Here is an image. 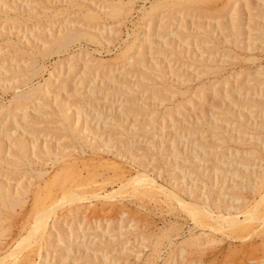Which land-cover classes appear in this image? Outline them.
I'll use <instances>...</instances> for the list:
<instances>
[{
	"label": "rangeland",
	"instance_id": "1",
	"mask_svg": "<svg viewBox=\"0 0 264 264\" xmlns=\"http://www.w3.org/2000/svg\"><path fill=\"white\" fill-rule=\"evenodd\" d=\"M67 1L68 0H0V142H1L0 146L3 148V149L1 148L2 149L1 153H3L2 156L3 157L5 156V158H6V156L8 158L14 157L12 160L18 159L17 155L19 153L21 155V152L17 151V150H19V149H17L18 147H16L15 145H12L13 142L15 143V140H16V138H18V136H20L19 138L24 139V142L27 145V148H29V149H27L28 150L27 153L30 156H33V153H35L34 152L35 150L33 151L31 146L36 144V143H37L36 146L39 145L40 147L41 146L43 147L44 143L46 142V143L51 144L54 147L56 146V148L57 147L59 148L61 146H63V147L75 146L76 148H78V144H76L77 139L75 140V138L65 136L63 134V133H65L64 130L61 131V129H60L61 128L60 125H62L61 117L58 114V111H56V110H58L59 105L62 104L63 106L65 105L66 107H69L72 111L74 110L76 112L77 110L75 108H77V106H79V104L77 105L78 102H76V101L77 100L79 101L81 99V98L79 99V96H81V97H82V95L85 96L84 94L88 95L89 92H90V96L92 97L91 99L93 101L92 104H90L91 100L88 99L90 101L83 104V106H85L84 109L88 112V116H87V118L85 117L83 119V116H84L83 115L81 117V121H80V125L85 127L86 122H87L86 120H88L89 126H90V132L92 131L90 134V137H92L94 135V137H92V138H94V140H93V142L90 143V144H92V146L90 147L89 144H87V145L85 144L86 146H84V147L85 148L87 147V148L84 149V152H85L84 154L82 153V155L80 157L76 158V160L71 159L72 161L66 160L64 163H52L54 165H52L50 160L47 159V157L43 156L41 153H37V155L38 154L39 155L37 157L35 156V158L38 159L36 161V168L37 167L45 168L46 171H48V173H46V174L44 173V176L46 175L45 176L46 178L43 176L42 178L34 177V179H33V177H32V179L34 181V186L37 188L36 184L39 183L38 189H41V191L44 190V188L46 186L45 184H47V187L49 186L48 184H49V182H51V178H53V180L56 179V176L58 175L57 173H59L58 176L61 177V176H63V173L66 174L65 173L66 171H67V174H70L71 172L75 173V171H79V173L82 174L80 177L78 176L79 180L81 179V181L82 180L86 181L87 179L91 178L90 175L93 177L97 176L98 174L102 175V176L98 175V181L96 179V184L98 183V185L100 186L99 188L98 187L95 188V186H97V185L93 186V184H95V182H92L94 180L93 177H92L93 180L89 179L90 181L89 180L87 181L92 188H88L90 186L85 181L84 182L82 181L83 184H85V185L80 184L83 187L87 186L86 190H88V189L91 190L94 188H95V190H98L97 194H99V197L97 199H94L96 197L93 198L91 196L86 197V199L84 198L85 199V200L83 199L84 201L82 200L81 202H77L80 204L79 209L77 207H74V209L76 208V210L72 209L71 213H68V211L66 209H63V211H61L62 209L59 210L60 212L58 213V216H60L61 214L62 215H61V217H59L60 219L57 218L55 220V223L56 224L58 223L56 225L58 227V229L60 228L61 230H64V237H65V243L64 244L65 245H62L63 243L56 245L55 250H52V254H51L52 257L51 256H47V258H46V256L43 257L44 255H46L45 252L43 251L42 252L43 256L41 258V261H43V262L40 264L46 263L47 259H50L49 262H51L52 264H86L85 262L91 258L88 256H92V254L96 253V252H97L96 254H99V252L102 253L103 251H105V254L108 256V262L106 261V264H110V262H111L110 260H112L113 258L115 260L113 259L112 261H114L115 264L116 263L117 264H164V262H165V264H167L168 263L167 261H169V259H171L169 262L170 264L173 262H174V264H264V249H263L264 247L261 248V246H260L262 243H264V242H262V241H264V231H260V232H262V234L257 235V233H260L259 232L260 229H258V228L253 229V230H256L258 232H256V231L253 232L252 230L245 232V234H248L249 232H250V234H248L247 238H246L245 234H244V237L240 236L242 239L241 240L235 234L226 233V232L223 233L220 230H218L216 227L203 226V225L197 224L195 222V220L192 218V216H189L190 215L189 213L187 214L188 211L186 209H184V207L181 206L178 201H176L175 199L167 198V196H165V194H163V193L160 194V196H159L160 198L159 197H151V196L149 197V195L147 196V194H145V196H143L144 194L143 195L137 194V193H134V191L130 190V189H132L130 185H126L128 187L123 188V189L127 188V190L129 192L126 189H125V192L124 191L122 192V190H121V193H120V191L117 192V189H119V187H121L124 179L130 175L129 173H132V171H134V169L141 167V165H139L137 162H134L136 165H134V163H132L133 161H131V158H129V157H132L133 155H137L140 157L142 156V158L144 156V159L141 158L142 159L141 161L144 164H145V162H147L145 165H149L151 167V168H149V166L147 167V168H149V170L150 169H153V171L156 170L155 173L157 171L159 172V170H160V173L158 174L159 178H157V175H156V179L160 183H164L166 185H170V182L172 181L171 180L172 176H176L180 180H182V178L184 179L183 176H186L185 177L186 181L191 182L192 178L194 177V174H190L192 169L193 170L196 169L198 171L200 169H202L204 172L206 171V173L207 172L210 173V171H211V174L213 173L212 171L214 170L215 167H220L222 169H225V170L228 169L229 171H231L233 169H236V166L239 164L240 161L249 162V163H251V166L256 165V167H257V165H261L264 168V151H263L264 150V148H263V146H264V128L262 130V128L259 127V125L261 123H263V121H264V113H261L262 108L261 109L255 108V107L250 108L249 106L248 107L245 106V108H246L245 109L242 106V104H244V101H242V100H244L245 97H250V98L251 97H253V98L254 97H256V98L260 97V98L264 99V40H263L264 36H262V35H264V28H263L264 27V18H263L264 17V0H206L203 3L201 2L202 4L200 2L195 4V5H198L200 3L201 5L199 4L198 6H200V8L203 7L202 10H200V8H196L194 6L193 8H187L188 12H187V9L181 11V9H180L181 6L175 5L174 9H172L170 13H172V16H174V18H175L174 20L176 22H174V20L171 21V18H167V17H164L165 22L162 20L164 23L160 22L161 21L160 16L158 14H156L158 17L155 16V18L152 19L150 21V23L148 22L151 25H149L146 22L148 20L147 19L148 17L143 16L144 17V19H143L141 14H142L143 7H145V6L148 7L153 0H122L126 4V6H125L126 8H125L124 12L120 16H117V17H110L103 12V9L101 10V8H104L105 6H107L106 5L107 0H77V1L75 0L73 2H71V0L68 2ZM113 1H116V0H113ZM224 1H226L228 3H225ZM76 2L83 3V4H85V6H89L98 12L99 17L96 20L95 19L91 20L90 21L91 25L96 26V24H98L97 27H101L102 24H106V26L112 28V31L115 32V33L113 32V34H112V31L110 32V34H112V36L108 35L109 31L107 32V30H106L108 27L105 28V30H104V32L106 34L102 33V35H103L102 37L104 38L106 36L105 37L106 41L110 40V43H107L106 41L104 43L102 37H100V38H102V42H100L101 39L98 42V41L91 40V39L88 40V38L82 37V39L84 38L83 40L80 38L78 41L75 40L76 42H72L73 44L72 43L69 44L70 46L69 45L67 46L68 47V48H66L67 50L63 49L62 51L61 50H59L57 52L54 51L55 53L51 52L52 55H50L51 53H49L48 55L46 54L47 55L46 57H45V55L43 56L42 54H39V50L35 49L36 45H40V42H36L37 40L34 39L36 36V32H37V34H38V31L39 32H41V31L46 32V31L50 30L51 28L53 30L54 29L56 30L57 28H59V26L64 25V23H67L68 21L74 22L77 19L76 17L78 16V6H76V4H75ZM92 4H94V5H92ZM220 4L223 7H221ZM222 4H224V5H222ZM96 5H97V7H96ZM225 5H228V6H225ZM178 6H179V8H176ZM232 6H234V7H232ZM46 7H50V8L52 7V8L50 9V8H46ZM205 8L207 11L205 10ZM213 8L217 11H214ZM208 9H210L211 11L208 12L209 11ZM220 9H221V11H220ZM231 9L233 10V12L230 11ZM234 9L236 10V13L238 11L237 15L235 14V16H237V18L236 17L235 18L239 19L240 25L241 24L243 25V26L241 25L240 29L238 30V31H240V30L241 31L239 32L240 36H239V34L237 36L239 39L236 37V40L238 39L237 42L234 41V39H233L235 36L232 37V34H230L231 29H229V28L222 29L216 23L217 21H219L221 16H223V18H224L225 15H226V17L224 19H222V17H221L220 20L222 22H224L225 24H226V22H229L230 20H228V19H231L232 15H234L233 14L235 12ZM56 10H58V11H56ZM164 10H166V11H164ZM176 10H178V13L180 15H181L180 11L182 12V15H181L182 17L176 13ZM192 10H194V11L192 12ZM158 11H160V12L162 11L161 12L162 14L159 12L162 16L168 12V9L166 7H164V9L160 8ZM163 11H164V13L165 12L166 13L164 14ZM197 15L201 18H198V17L196 18ZM14 17L19 21L17 22V20ZM78 18H79V16H78ZM204 18H206V20ZM203 19L205 22L208 21V22H206V24H208L209 27L205 24ZM14 20H15V22H14ZM157 20H159L158 23H157ZM179 20H180V22H179ZM193 20H194V22H193ZM195 20H197L199 23L198 22L195 23L196 22ZM166 21H167V23H166ZM257 22L260 23V24L258 23L257 26H259L260 28L261 27L263 28V29L261 28L262 29L261 31H263V34H261L262 32L259 33L260 30L258 31L257 26H256ZM84 23L88 24V22H86V21H84ZM162 23L164 25L163 27H162ZM168 24H170L171 27H169ZM198 24L200 27H202L201 26L202 24H203V27L206 26L207 30L209 29L211 31V33L210 32L208 33V35L209 34L210 35L209 36L205 35L206 36L205 37L202 34V36L200 37L199 32L201 31L200 34L203 33L204 29L206 30V28L205 27L203 29L199 28ZM216 24H217V26H216ZM179 25H182V27L179 28ZM183 25L185 27H183ZM196 25L198 28L196 27ZM143 26H144V28H143ZM161 27H162V29H161ZM188 28L190 30L192 29L191 30L192 32L189 31ZM195 28L198 30L199 29H201V30H199V32H198V30L196 31ZM252 28L254 29L255 32L253 31ZM256 30L258 31V33ZM183 31L185 34L183 33ZM190 32H191V34H190ZM193 32L196 34V36H193L194 35ZM32 33H35V34H32ZM138 34H140V35L138 36ZM218 34H219V36H218ZM258 34H261V35H258ZM228 35H229V37L231 35L232 39H230L228 37ZM29 37L32 40L29 39ZM193 37L194 38L196 37V38L194 39ZM208 37H209V39H208ZM123 38L124 39L127 38L128 40L125 39V42H124V41H122ZM131 39L133 41L137 40L136 43L133 44L134 47H131L132 50L131 51L129 50L128 53L126 54V56H122L118 59L119 51L121 50V48L126 43V40H127V42H130V41H132ZM186 39H189V40H186ZM227 39H229V40L227 41ZM10 40L12 41L11 43H13V44H15V42H16L17 46L23 51V52H20V54L21 53H23V54L20 55L18 52V54L20 56L14 55V53H13V51H14L13 47L14 46L11 47L12 44L9 43ZM85 40H88V41H85ZM172 40H173V42H172ZM206 41H208L207 43H209L210 45L215 46V48L213 46H211V48H209L210 45L206 44ZM226 41H227V43H226ZM239 41H240V44H239ZM30 42H32V43L30 44ZM122 42H124L123 46H122ZM146 42H148L150 45ZM212 42L214 44H212ZM235 42H236V44H235ZM151 43L152 44L155 43L156 45H152ZM167 44L168 45L170 44V46L169 47L166 46ZM157 45H158V47H157ZM40 46L42 47V43ZM161 46H162V49L160 51ZM175 46L177 49L174 48ZM22 47L25 49H23ZM165 47H168L169 49L165 48ZM206 47H207V49L208 48L209 49L208 50L205 49ZM139 48H143L141 50H143L144 54L145 53L147 54V55L145 54L147 57L145 55H144V57H146L145 59L148 62L147 68L149 70L148 69L145 70L146 68L145 69L143 68L141 70V68H139L140 67L139 60H141V59H136L137 58L136 53L137 52L139 53V51H140ZM171 48L172 49L174 48V49L172 50ZM37 49H39V48H37ZM149 49H151V50L149 51ZM28 50L32 51L33 53L35 52L33 56L34 57L36 56L35 59L37 61V65L38 64L41 66L43 65V67H44V68L40 67L42 70H40V68H39V70H37L38 73L37 72H36L37 74L35 73L36 76H35V74H34V76L30 75L25 70V68H26L25 65H28L30 63L28 57L31 55V53H29L30 51H28ZM158 50L160 52H158ZM180 50H181V52H185V53L184 54L181 53ZM27 52H28V54H26ZM169 52H171V55ZM178 52H180L181 54ZM202 52H203V54H202ZM128 54L129 55L132 54L134 56V58H135L133 60L134 63H132V61H131L132 60L131 57H133V56L132 55L128 56ZM210 54H211V56H210ZM69 55H71V56L73 55L74 57H76V58H74V60H77L76 62H78V63H76L75 61L72 62L71 58H73V57H71ZM77 55H78V57H77ZM84 55L86 56V58ZM212 55L214 56V58ZM23 56L24 57L26 56L25 59ZM115 56L117 58H115ZM181 56H182V58H181ZM68 57H69V59H68ZM211 57H212L211 61L213 59H215V62H210ZM61 58H63V59H61ZM79 58L82 60H80ZM97 58L99 59L101 64L103 63L102 65H104V67L102 66V67L98 68L97 65H98L99 61ZM100 58L102 59V61ZM200 58H201V60H203V58H204V60H207L209 58L208 59L210 62L209 65H208L207 61H205V62L208 66H210L209 69L212 68L214 70H211L212 72H210V70H209L208 74H206V69H208V68H205V71H204V68H202V67H204L206 64L205 65L202 64L203 62L200 60ZM65 59H66V61L70 60V62L69 63L67 62V64H70L71 62L74 64V68H72L73 69L72 72L70 71L69 66L66 64ZM103 59L105 61H103ZM62 60H63V62H62ZM88 60H90V61L92 60V62L93 61H95V62H93V64H90V65H92L91 66L92 68H90V70H89L90 74H89V72L88 73L86 72V74H85V73H83L84 72L83 70H84V66H86ZM156 60H157V62L159 60V62H158L159 63V65H158L159 69L162 67L161 68L162 71H163V69L165 70V71H163V73L165 72L166 76L162 74V76L165 79L161 76V73H162L161 70H159L158 71L159 73H158L157 69H156V71L154 69H150L151 68L150 65L153 64V61H155L154 64L157 63ZM160 60H162V61H160ZM150 62H152V63L150 64ZM130 63H132V64H130ZM75 64H76V66H75ZM101 64H100V66H101ZM201 64L204 66H202ZM16 65H17V67H16ZM60 65H62V68H59ZM110 65H111V67H110ZM137 65H139V66H137ZM211 65H216V66L219 65L218 67L220 69L216 70L215 69L216 67H213ZM18 66L22 67V69H23L20 71L21 73H19V70L14 71L15 69L17 70V68L19 69ZM13 67H16V68L13 70L12 69ZM75 67H76V70H75ZM103 68H104V70H103ZM110 68L113 69L112 70L113 72L110 71L111 70ZM85 69H86V67H85ZM11 70H13V71H11ZM143 70H145V72ZM22 71H23V73H22ZM94 71H96V72H94ZM146 71H148V72L150 71V72L148 73ZM91 73H92V75H91ZM110 73H111V75H110ZM143 73L148 74L147 75L148 78L147 79L145 78V80L142 79L143 80V83H142L141 78L143 76ZM258 73H259V76H258ZM50 74H52V75H50ZM81 74L84 75L85 77L87 76L88 78H84V76H82ZM28 75H30L31 79L34 78L32 80L29 78L32 81V82H29V84L31 83V85H38L39 83H41L43 86L42 88L47 89V91H45L44 94H46V96H47V94L50 95V96H48V98H50V97L51 98H50V100L47 99L44 101L43 105H45V106L41 105L43 107L39 106L38 105L39 102L37 103V99L33 98L28 102L29 106H27L25 109H23V110L18 109V110H16L17 112L12 111L13 113L9 114L10 113L9 109H14L17 106L16 103L12 102L11 99H13L14 93L16 94L19 90L25 89L27 87L26 85H23L24 83H22V81L26 80L29 77ZM67 75H68V77H67ZM150 75H152L153 77ZM224 75L226 76L225 78H224ZM228 75H230V76H228ZM51 76H52V78H51ZM123 76H125L126 79H125V77L122 78ZM258 77H260V78H258ZM124 80H127V81L129 80L130 85H131V82L134 85V87L132 86V89H133V90H131L132 92L129 93V91H128V94H127V92L124 93L122 90H120V88H121L120 86L123 87L125 85V84L121 85V82ZM136 80L138 82H139V80H141L139 82L140 85L137 84V86H135ZM153 81L155 83V85H154L155 88H153V87H151V88H153L155 92L149 88H146V86H148V85L150 86L151 84H154ZM225 81H227L228 84L224 83ZM164 82H166V83L164 84ZM201 82H203L205 85ZM63 83L66 84V86ZM118 83L120 85H118ZM156 83H159L160 86L159 85L157 86ZM141 84H142V86H141ZM214 84H216L215 87H214ZM73 85H75V86H73ZM117 85L120 88H114L115 90L113 89V91L108 92V91H110L109 87L113 88V86L116 87ZM138 85L141 86L142 88L139 87ZM170 85L172 87H170L171 90L168 92V90H169L168 87ZM198 85L199 86L201 85L202 88H200L201 86L198 88ZM15 86H19V87L21 86V87L19 88V87H15ZM210 86H212L213 88H211ZM13 87H15V88H13ZM156 87H157V90H156ZM173 88H175L177 91L180 89L182 91L177 92ZM184 89H187L188 92L186 91V94H181V93H185L183 91ZM201 89H203V91L201 92L202 95L200 94ZM204 89H207V90H204ZM116 90L117 91L120 90L122 92H120V91L117 92ZM193 90L197 91V93L193 92ZM198 90H199V92H198ZM209 90H210V92H209ZM114 91H116V92H114ZM150 92L155 94V95L151 94ZM172 92H174V93L172 94ZM179 92H181V93L179 94ZM159 93L162 95H160ZM166 93H167V95H170V96L167 97ZM177 93L179 95H181L182 98ZM189 93L190 94L194 93L195 97L193 95H190ZM123 94H126V95H123ZM199 94L203 98L201 96H199ZM188 95L190 96V98L188 97ZM241 95L243 97H241ZM44 96L42 95L43 99H44ZM46 96H45V98H46ZM55 96H56V98L54 99ZM196 96H199V97H196ZM239 96L241 99L239 98ZM52 98H53V100H52ZM161 98L163 99V101ZM128 99H132V102H134V103L137 102L136 104H140V106L137 105L138 107H141V105L143 107L144 105H146V103H148V107L144 106V107H146L147 111L145 110V108L141 110V114H140L141 116L139 115L137 118V120H140V121H138V123H137V120L135 118V117H137L136 114L134 115L133 110L129 111L128 106H126V105L130 106V104H127L129 101ZM176 100H177L178 104H176ZM178 100L180 102H182L183 109H182V107L179 108L180 105H179ZM49 101H50V103H49ZM184 101L187 103H185ZM189 101H190V103H189ZM262 101H263L262 106H263V111H264V104H263L264 100H262ZM35 102H36V104H35ZM60 102H61V104H59ZM232 102H233V104H232ZM88 103H89V107L87 106ZM228 103L231 105H229ZM235 103H236V105H235ZM136 104H135V106H136ZM155 104H156V107L154 106ZM175 104L177 105L176 108L178 109L179 112H177V110L175 111L177 115L175 114V112H173L174 114L172 116H173V119H175V120H173V122L169 121L170 119L167 116H164V119L163 118L159 119V117L164 115V113L161 115L162 110L165 111L167 106L168 107L171 106L173 108L172 110H175L176 109ZM46 105H47V107H46ZM75 105H76V107H75ZM92 106H93V108H92ZM221 106L222 107L228 106V108L231 111V112H229V114L231 113L230 116H229L228 112L225 113L227 117H225V115L221 114L223 112V109H224V107H223V109H220ZM234 107H236V108H234ZM233 108H234V111H233L234 114H232L233 112L231 110ZM148 109H149V111H148ZM91 110H93V112ZM152 110H155V111L157 110L158 112L156 111L157 113H155ZM255 110H258L259 112L255 111ZM26 111H27V114H26ZM142 111H144V112H142ZM151 111L153 112L152 115H151V113H152ZM252 111H253V113H252ZM240 112L243 114L242 116H239L238 113H240ZM24 113H25V115H23ZM56 114L59 117H56ZM157 114H158V116H157ZM223 114H224V112H223ZM99 115L101 116V118ZM231 115L234 118H232ZM244 115H245V117H244ZM25 116L27 117V119ZM237 116L240 118H238ZM150 117L151 118L156 117L155 119H153L155 124L153 123V121L151 120ZM236 117H237V119H236ZM243 118H244V121H243ZM178 119H179V121H178ZM216 119L219 120L218 121V127L215 128L212 126L214 129H216V130H214V129H211L210 124L215 123V122H213L214 120L217 122ZM238 119L239 120L241 119L242 124L244 123L243 125H240V127L243 129H241L239 127V125L237 124ZM182 120H183V122H182ZM186 120H188V121H186ZM201 120H203V121L205 120L204 123H202L203 121H201ZM233 120H234V122H233ZM236 120H237V122H235ZM247 120H248V123L250 122L249 125H245V124H248ZM260 120H261V123H260ZM84 121H86V122H84ZM149 121H150V124H149ZM184 121L187 124V126L185 125ZM198 121H201L202 124H205L206 121H208V123L210 121H212V122H210V124L207 123L209 127L208 126L206 127V125L205 126L201 125V124L198 125L200 123ZM102 122H103V124H102ZM104 122L105 123L107 122V123L104 125ZM174 122L177 125L173 124ZM197 122H198V124H196ZM258 122L260 123L259 125H258ZM84 123H85V125H83ZM134 123L138 125V126L136 125V127H138L137 129H136V127H134L135 129L132 128L134 126L133 125ZM253 123H255V125H257L256 127L257 128L259 127V128L258 129L257 128L255 129L253 127L250 128V124L253 125ZM107 124H108V126L112 125L110 127L111 129L108 128ZM178 124H179V126H178ZM194 124H196V126ZM148 125H151V126H148ZM237 125H238V127H237ZM255 125H254V127H255ZM126 126H127V128H126ZM197 126H199V127L197 128ZM200 126L202 127V129L200 128ZM219 126H220V129H217V128H219ZM245 126L247 128L249 127L251 131L249 130V128L244 129ZM262 126L264 127V125H262ZM114 127L115 128L117 127V128L115 129ZM192 127H193V129H192ZM224 127H225L226 131L224 130ZM196 128H197V130H196ZM57 129H60V130H57ZM253 129L257 130V132L254 130V132L252 133ZM128 130L131 131V133L128 132ZM144 130L146 132H148V134L146 132H144ZM148 130H150V132ZM218 130H219V132H217ZM223 131L226 133H223ZM220 132H222V133H220ZM128 133L130 136L126 135ZM132 133L133 134L136 133L135 134L136 136L133 135ZM245 133L247 134L246 136L242 135ZM8 134L10 137H8ZM17 134H19V135H17ZM221 134L223 135V137L220 136ZM152 136L155 139H153ZM2 137H3V139H2ZM213 137H214V139H213ZM220 137H222L223 139H226V142L223 139H222L223 140V142H222L220 140ZM230 137H231V139H230ZM234 137H235V139H234ZM68 138H70V139H68ZM149 138H150V140H149ZM65 139H68V142ZM201 139H202V141H201ZM242 139H243V141H242ZM47 140L49 142H47ZM109 140H111V142ZM257 141H259V142H257ZM260 141L263 142V144H262L263 146H261V144H259V143H261ZM150 142L154 143V145H153L154 148L147 147L151 144ZM241 142H246V144L241 143ZM103 144L106 146V148L108 147L111 151L113 150V151L119 152L121 155H124L123 156L124 158L119 157L118 159L124 165V169H125L124 174L126 173L125 175L124 174L120 175L121 173L119 172V170H117L112 164L110 165L111 160H112L111 159L112 158L111 153L103 151V153H105L104 158L105 159L108 158L107 160L109 163V165H108L109 169H108L107 165H103V164H105L103 161L99 162L100 161L99 159H97L96 157H93L91 155L92 154L91 151H92L93 147H96V149H98L99 147H102ZM159 145H162L161 148H159L160 147ZM14 146L16 148H14ZM141 146H143V147H141ZM201 146H204L205 148L204 147L203 148L206 151L203 148H201ZM30 147H31V149H30ZM251 147H254L256 149V152L253 154V158L251 156L252 153H249V155H247L248 153L246 152V150H248ZM102 148H104V146ZM140 148L143 150H140ZM147 148H149V149L151 148L150 150H152V149H155V150H152V153H151ZM262 148H263V150H262ZM164 150H166V151L164 152ZM155 151L159 155H156ZM182 151H183V153H182ZM100 152H102V151H100ZM193 152H195L196 155ZM237 152H240V154ZM177 153H179L181 155H179ZM241 153H242V155H241ZM243 153H245L246 155H244ZM256 153H258L260 155V158L258 157L259 156L258 154L256 155ZM192 154H193V156H192ZM163 155L168 157V159L166 157H163ZM125 156L127 159L125 158ZM222 156L224 158H222ZM15 157H17V158H15ZM23 157L24 156H22V158L19 157V159L23 160L25 158V157L24 158ZM152 157H154L153 160H152ZM104 158H102V159H104ZM225 158H227V159H225ZM245 158H246V160H245ZM254 158H255V161H254ZM145 159H146V161H145ZM157 159H159V160H157ZM256 159H258V160L256 161ZM22 160H20V161L22 162ZM187 160H189V161L186 162ZM192 160H193V162L191 164ZM42 161L45 163H41ZM148 161L150 164L148 163ZM153 161H155V162H153ZM21 162H20V164L19 163L17 164L18 168H17V170L13 171V174H12V172L8 173V175L11 174L10 177L6 173L13 170L14 167L10 166L11 170L10 169H7V170L3 169L5 167H7V165H6V163L2 162L0 164V173H1L0 178L4 180L7 177L5 179L6 181L9 180L8 178H10V182L12 184V183L17 182L15 180V178H17L19 176H23L26 173V175H25L26 178H24V179L25 180L27 179L29 181V178H31V177H29L30 173H34L33 169L34 170L36 169L35 167L32 166V165H35V162L34 163L30 162L31 164L28 163L30 166L27 164V162H28L27 160H23V162H25L24 164H26V165L22 164ZM163 162L165 163V165L163 164ZM43 164L44 165L46 164L45 166H47V167L42 166ZM189 164H190V166H188ZM221 164L222 165L226 164L227 166L225 167V166H222ZM82 165H84V166H82ZM86 165L89 167H86ZM194 165L196 167H197V165L199 167L200 166L201 167H200V169H197L198 167L195 168ZM60 166L62 169H63V167H65L64 170H66V171H64V170H61L62 172L59 171ZM111 166H112V168H111ZM21 167H22V170H21ZM29 167H31V168H29ZM67 168H68V170H67ZM156 168H160V169L157 170ZM57 170H58V172H57ZM5 171H6V173H5ZM54 171H56L55 172L56 175H55V173H53ZM87 171H89V172H87ZM153 171L150 170L151 173ZM96 172H98V174H96L94 176V174ZM92 173H93V175H92ZM182 173H184L185 175ZM52 174H54V177L51 176ZM229 174L230 173L228 172L224 175L225 177L227 175L225 180L231 175V174L230 175ZM109 177H111V178H109ZM13 178H14V180H13ZM95 178H97V177H95ZM102 179H103V181H102ZM53 180L50 184L56 183V180L54 182H53ZM79 180H74V183H72L73 187H75V188H76V186H77V188L81 187L79 184L78 185L76 184L77 182H79ZM120 180H121V182H120ZM168 180L170 181L169 183H168ZM208 180L209 179H207V182L209 183L210 181H208ZM227 180L229 181L230 178ZM46 181L48 183H46ZM194 181H197V180H194ZM90 182L93 184H91ZM74 184H76V185H74ZM42 185H44V186H42ZM54 185L55 184H53L49 187H55ZM209 185H211V184L209 183ZM83 187H81V188H83ZM42 188H43V190H42ZM242 189H241V191H242ZM244 189L245 190H244V192L242 191V193L244 195L246 194L245 196L247 198H249V200H252L253 197H257L258 193L256 191H252V189H250V187H249V190H248V186H246ZM212 190H214L213 191L214 193L215 192L217 193L219 191L218 186L214 185V188L212 186ZM113 191H115L113 198H108L107 195L109 197H111L110 195L113 193ZM131 191H132V194H128V193H131ZM199 191H200V188H198L196 192L198 193ZM109 193H110V195H109ZM181 193H183V192H181ZM253 193H255V194H253ZM184 194L185 193H183V195ZM105 195L107 198L105 197ZM186 195H185V197H188V194H186ZM28 197H27V201H25V204L22 205V207L20 205H18V206H15V209H13L14 212L15 211H18V212H15V214H14L13 211H10L8 213V216L12 217V218H10V217L6 218L7 220L10 219V220H8V222L12 221V222H10V224L7 223L6 220L4 219L8 225H11L10 228L12 227V229L7 232L6 229H7V227L9 229V226H6L7 224L5 222H3L5 224H3L2 226H4L3 228L6 231V233H5V231H3V235L5 237L1 235L4 238H2L0 236L1 237L0 242L3 243V244L1 243L2 246L0 245L1 250H3L6 246H8V243L10 245L13 242H15L16 240H19L20 237L26 232V230L28 228L27 226L29 225L28 220H30V218H31V215L29 214L31 212H29V211H30V207L32 206L33 191L29 193ZM156 199H158V200H156ZM221 204L224 205V203H221ZM19 207H21V209ZM66 207H67V205H66ZM236 213L240 214L239 215L240 217L241 216L243 217L240 210L236 211ZM27 214H29L30 217L26 220L27 221L26 224H24L25 223L24 222L25 217H28V216H26ZM50 222H52V219L50 220ZM22 223L24 226L27 225V226H25V231H23L24 226H22ZM66 225L70 226L72 230L69 231L67 228L68 226L66 227ZM131 225H133V227H131ZM121 226H124L122 233H120L121 232ZM125 227H126V230H125ZM20 228H23V229L21 230ZM73 228H74V230H73ZM20 230L22 231V233ZM69 233L71 234V236ZM253 233H255V234H253ZM8 234L10 236H7ZM72 235H74V236H72ZM100 236H102V237H100ZM143 236L145 238L144 241H142ZM113 237H114V239H112ZM12 238H14V239H12ZM109 238H111V239H109ZM188 238H189L190 242H188ZM198 238H200V239L198 240ZM106 239H107V241H106ZM185 239L187 240V242L183 243L185 241ZM12 240H14V241L10 243V241H12ZM193 241H194V243H193ZM199 241L201 244L199 243ZM67 242L68 243L70 242L71 244L70 243L68 244ZM111 242H112V244H111ZM141 243H143V244H141ZM142 245H145V249ZM44 246L45 245H43V247ZM180 248L185 249L182 255L180 252ZM138 249L140 250V256L138 257L139 259L135 258L133 256V253L139 251ZM101 250H102V252H101ZM154 250H156V251L154 252ZM63 251L65 252V254ZM81 252L82 253L85 252L84 253L85 255L82 254ZM91 252H93V253H91ZM153 252H154V254H153ZM87 253H88V255L86 256ZM241 253H244V254H241ZM99 255H101V254H99ZM60 256H61V258H60ZM65 257H67V258H65ZM37 258L39 259V257H37ZM38 259H36V260H38Z\"/></svg>",
	"mask_w": 264,
	"mask_h": 264
},
{
	"label": "bare ground",
	"instance_id": "2",
	"mask_svg": "<svg viewBox=\"0 0 264 264\" xmlns=\"http://www.w3.org/2000/svg\"><path fill=\"white\" fill-rule=\"evenodd\" d=\"M68 1H70V0H68ZM67 1V2H68ZM73 1H75V0H71V2H73ZM77 1V0H76ZM204 1H206V0H153L151 3H150V5L148 6V7H143V9H142V18L144 19V17L143 16H145V17H148L147 19V23L149 22L150 23V21L152 20V19H154L155 18V16H157L156 14H158L159 16H160V22H165V19H164V17H167V18H171V21H173L175 18H174V16H172V13H170L171 12V10L172 9H174V6L175 5H180L181 7H180V9H181V11L182 10H185V9H187V8H193L194 6L196 7V8H200V6H198L201 2L203 3ZM198 2H200L198 5H195V4H197ZM225 3H228V2H226V1H224ZM201 3V4H202ZM218 3V2H217ZM237 3V2H236ZM235 3V4H236ZM69 4V3H68ZM76 4V6H78V16H79V18H78V16L76 17L77 19L73 22V21H68L67 23H64V25H61V26H59V28H57L56 30L54 29H50V30H48V31H46V32H43V31H41V32H39L38 31V34H37V32H36V36H35V40H37L36 42H40V45H41V43H42V47L40 46V45H36L35 46V49L36 50H39V54H42L43 56L45 55V57L49 54V53H53L54 51H59V50H63V49H65V50H67L66 48H68L67 46L69 45V44H71L72 42H76V41H78L80 38L82 39V37H85V38H88V40L89 39H91V40H95V41H100V39H101V41L100 42H102V33L103 34H106L105 32H104V30H105V28H107L108 26H106V24H102V26L101 27H97V25L98 24H96V26L95 25H91L90 24V21L91 20H96L98 17H99V15H98V12L95 10V9H93V8H91V7H89V6H85V4H83V3H80V2H76L75 3ZM200 4V5H201ZM234 4V5H235ZM71 5V4H70ZM92 5H94V4H92ZM106 5L107 6H105L104 8H101V10L103 9V12L106 14V15H108V16H110V17H117V16H120L123 12H124V10H125V6H126V4L122 1V0H116V1H113V0H107V3H106ZM222 5H224V4H222ZM73 6V5H72ZM220 6H221V4H220ZM225 6H228V5H225ZM96 7H97V5H96ZM164 7H166L167 9H168V12L165 14L164 13V11H166V10H164L163 11V13L165 14V15H162L161 16V12L160 11H158L160 8H163L164 9ZM221 7H223V6H221ZM232 7H234V6H232ZM46 8H50V7H46ZM45 8V9H46ZM52 8V7H51ZM50 8V9H51ZM76 8V7H75ZM176 8H179V6L178 7H176ZM203 8V7H202ZM202 8H200V10H202ZM44 9V8H43ZM211 9V8H210ZM210 9H208L209 11L208 12H210L211 10ZM214 9V8H213ZM224 9V8H223ZM236 9V8H235ZM234 9V10H235ZM49 10V9H48ZM47 10V11H48ZM162 10V9H161ZM190 10V9H189ZM195 10V9H194ZM194 10H192V12L194 11ZM204 10V9H203ZM205 10H206V8H205ZM46 11V10H45ZM56 11H58V10H56ZM180 11V10H179ZM180 11V13H181V15H182V12ZM207 11V10H206ZM214 11H217V10H215L214 9ZM220 11H221V9H220ZM230 11H232L233 12V10L231 9ZM161 14H160V13ZM187 12H188V9H187ZM203 12V11H202ZM213 12V11H212ZM211 12V13H212ZM40 13V12H39ZM57 13V12H56ZM174 13V12H173ZM176 13L177 14H179L178 13V10H176ZM214 13V12H213ZM237 13H238V11H237ZM237 13H236V10H235V12L233 13L234 15H232V17H231V19H228V20H230L229 22H226V24L224 23V22H222L220 19H221V17H222V19H224L225 17H226V15L224 16V18H223V16H221L220 17V19H219V21H217L216 23L222 28V29H226V28H229V29H231V32H230V34H232V37H234L233 39H234V41H236L237 42V40L239 39L237 36H238V34H239V32L241 31H238L239 29H240V26L242 25H240L239 24V19H236L237 18V16H235V14L237 15ZM175 14V13H174ZM176 15V14H175ZM180 15V14H179ZM180 15V16H181ZM187 15V14H186ZM192 16V15H191ZM261 16V15H260ZM38 17V16H37ZM158 17V16H157ZM182 17V16H181ZM194 17V16H193ZM201 18V17H199L198 15L196 16V18ZM206 17V16H205ZM236 17V18H235ZM239 17V16H238ZM263 17V16H262ZM15 18V17H14ZM208 18V17H207ZM218 18V17H217ZM264 18V17H263ZM16 19V18H15ZM195 19V18H194ZM205 20H206V18H204ZM204 19H203V21H204ZM210 19V18H209ZM13 20V19H12ZM17 20V19H16ZM163 20V21H162ZM168 20V19H167ZM170 20V19H169ZM199 20V19H198ZM208 20V19H207ZM218 20V19H217ZM11 21V20H10ZM19 20H17V22H18ZM21 21V20H20ZM84 21H86V22H88V24L87 23H84ZM158 21L159 20H157V23H158ZM196 22L195 23H197L198 21L197 20H195ZM202 21V22H203ZM243 21V20H242ZM13 22V21H12ZM14 22H15V20H14ZM13 22V23H14ZM163 22V23H164ZM174 22H176L175 20H174ZM173 22V23H174ZM179 22H180V20H179ZM185 22V21H184ZM193 22H194V20H193ZM205 22V21H204ZM206 22H208V21H206ZM206 22H205V24H206ZM148 23V24H149ZM153 23V22H152ZM163 23H162V27L164 26L163 25ZM166 23H167V21H166ZM170 23V22H169ZM199 23V22H198ZM256 23V22H255ZM258 23L259 22H257V24H256V26L258 25ZM87 26H86V25ZM147 24V25H148ZM180 24V23H179ZM187 24V23H186ZM189 24V23H188ZM217 24H216V26H217ZM260 24V23H259ZM85 25V26H84ZM111 25V24H110ZM116 25V24H115ZM149 25H151V24H149ZM169 25V27H171V25L170 24H168ZM194 25V24H193ZM207 26H208V24H206ZM50 26V25H49ZM80 26V27H79ZM84 26V27H83ZM173 26V25H172ZM202 27H200L199 26V24H198V27L199 28H206V26H204L203 27V24L201 25ZM243 26V25H242ZM255 26V25H254ZM255 26V27H256ZM162 27H161V29H162ZM182 27V25H179V28H181ZM183 27H185L184 25H183ZM196 27H197V25H196ZM197 27V28H198ZM209 27V26H208ZM211 27V26H210ZM259 26H257V29H258V31H259V33H261V34H263V31H261L262 29L259 27ZM109 28V29H108ZM106 30H107V32L109 33L108 35H110V36H112V34H113V32L114 31H112V28H110V27H108ZM143 28H144V26H143ZM166 29V28H165ZM196 29V28H195ZM221 29V30H222ZM244 29V28H243ZM253 29V28H252ZM256 29V28H255ZM183 30V29H182ZM181 30V31H182ZM188 30L189 31H191L189 28H188ZM198 29H196V31H197ZM199 30H201V29H199ZM199 30H198V32H199ZM209 30V29H208ZM207 30V28H206V30L204 29V31H203V33H201L200 34V32H199V35H200V37L202 36V34L205 36H207L208 35V33L210 32L211 33V31L209 30L208 31ZM217 30V29H216ZM112 31V34H110V32ZM180 31V30H179ZM188 31V32H189ZM238 31V32H237ZM253 31H254V29H253ZM257 31V30H256ZM258 31H257V33H258ZM192 32V31H191ZM191 32H190V34H191ZM213 32V31H212ZM255 32V31H254ZM115 33V32H114ZM183 33H184V31H183ZM194 33V32H193ZM214 33V32H213ZM32 34H35V33H32ZM31 34V35H32ZM118 34V33H117ZM185 34V33H184ZM183 34V35H184ZM189 34V35H190ZM261 34H258V35H261ZM140 34H138V36H139ZM180 35V34H179ZM182 35V34H181ZM210 35V34H209ZM208 35V36H209ZM257 35V34H256ZM188 36V35H187ZM193 36H196V34L194 33V35ZM205 36V37H206ZM218 36H219V34H218ZM239 36H240V34H239ZM262 36H264V35H262ZM100 37H102V38H100ZM106 37V36H105ZM103 38V41H104V43H105V41H106V38ZM191 37V36H190ZM189 37V38H190ZM199 37V36H198ZM204 37V38H205ZM214 37V36H213ZM212 37V38H213ZM227 37V36H226ZM228 37H229V35H228ZM232 37H231V35H230V39H232ZM236 37L238 38L237 40H236ZM171 38V37H170ZM194 38V37H193ZM196 38V37H195ZM194 38V39H195ZM203 38V37H202ZM262 38V37H261ZM29 39H31L30 37H29ZM33 39V40H34ZM84 39V38H83ZM82 39V40H83ZM125 39H127V38H125ZM125 39L123 38V40L122 41H124L125 42ZM133 39V38H132ZM131 39V40H132ZM208 39H209V37H208ZM215 39V38H214ZM32 40V39H31ZM76 40V41H75ZM88 40H85V41H88ZM108 40V39H107ZM128 40V39H127ZM127 40H126V43L124 44V46H123V43L124 42H122V48H121V50L119 51V54H118V59L120 58V57H122V56H126V54L128 53V51L130 50H132L131 49V47H134L133 46V44L134 43H136V41H130V42H127ZM130 40V39H129ZM140 40V39H139ZM138 40V41H139ZM142 40V39H141ZM186 40H189V39H186ZM229 39H227V41H228ZM260 40V39H259ZM264 40V39H263ZM262 40V41H263ZM109 41V42H108ZM108 41H106L107 43H110V40H108ZM144 41V40H143ZM149 41V40H148ZM168 41V40H167ZM204 41V40H203ZM209 41V40H208ZM208 41H206V44H209V43H207ZM227 41H226V43H227ZM233 41V40H232ZM12 41L10 40V44H12L11 45V47L12 46H14L13 47V50L15 51H13V53H14V55H17V56H20L21 54H23V53H21L20 54V52H23L18 46H17V44H16V42H15V44H13V43H11ZM29 42V41H28ZM35 42V41H34ZM142 42V41H141ZM172 42H173V40H172ZM171 42V43H172ZM175 42V41H174ZM210 42V41H209ZM236 42H235V44H236ZM8 43V42H7ZM32 42H30V44H31ZM93 43V42H92ZM143 43V42H142ZM141 43V44H142ZM146 43H148V42H146ZM156 43V42H155ZM152 44V45H156V44ZM35 44V43H34ZM73 44V43H72ZM149 44V43H148ZM212 44H214L213 42H212ZM239 44H240V41H239ZM242 44V43H241ZM99 45V44H98ZM136 45V44H135ZM143 45V44H142ZM150 45V44H149ZM210 45V44H209ZM70 46V45H69ZM82 46V45H81ZM137 46V45H136ZM144 46V45H143ZM164 46V45H163ZM166 46H170V44L168 45H166ZM211 46H213V45H210V47L209 48H211ZM217 46V45H216ZM250 46V45H249ZM155 47V46H154ZM157 47H158V45H157ZM160 47V46H159ZM168 47H165V48H168ZM203 47V46H202ZM214 48H215V46H213ZM23 48V47H22ZM37 48H39V49H37ZM152 48V47H151ZM156 48V47H155ZM154 48V49H155ZM164 48V47H163ZM174 48H176V46L174 47ZM173 48V49H174ZM181 48V47H180ZM191 48V47H190ZM208 48V49H209ZM249 48V47H248ZM23 49H25V48H23ZM29 49V48H28ZM141 49H143V48H139V53L137 52L136 54H137V58L136 59H141V60H139V63H140V67L139 68H141V70L144 68H146L145 70H147L148 68H147V64H148V62H147V60L145 59L147 56V54L145 55L144 53H143V50H141ZM161 49H162V46H161V48H160V51H161ZM169 49V48H168ZM167 49V50H168ZM172 49V48H171ZM172 49V50H173ZM177 49V48H176ZM188 49V48H187ZM205 49H207V47L205 48ZM207 49V50H208ZM151 49H149V51H150ZM153 50V49H152ZM164 50V49H163ZM28 51H30V50H28ZM34 51V50H33ZM134 51V50H133ZM159 50H158V52H160ZM169 51V50H168ZM183 51V50H182ZM186 51V50H185ZM18 52H19V54H18ZM26 52V51H25ZM38 52V51H37ZM136 52V51H135ZM152 52V51H151ZM154 52V51H153ZM180 52H181V50H180ZM180 52H178V53H180ZM190 52V51H189ZM29 53H31V55L28 57V59H29V61H30V63L28 64V65H25L26 66V68H25V70L30 74V75H33L34 76V74L37 72V70H39V68L40 67H42V68H44L43 67V65L41 66V65H37V61H36V59H35V57L33 56L34 55V53L32 52V51H30ZM33 53V54H32ZM52 53L50 54V55H52ZM55 53V52H54ZM166 53V52H165ZM170 53V55H171V52H169ZM181 53H185V52H181ZM180 53V54H181ZM26 54H28V52L26 53ZM47 54V55H46ZM75 54V53H74ZM81 54V53H80ZM79 54V55H80ZM90 54V53H89ZM152 54V53H151ZM202 54H203V52H202ZM12 55V54H11ZM132 55V54H131ZM131 55H129L128 54V56H131ZM144 55L146 56V57H144ZM157 55V54H156ZM175 55V54H174ZM187 55V54H186ZM192 55V54H191ZM69 56H71V55H69ZM85 56V55H84ZM133 56V55H132ZM173 56V55H172ZM184 56V55H183ZM204 56V55H203ZM210 56H211V54H210ZM213 56V55H212ZM24 57V56H23ZM22 57V58H23ZM26 57V56H25ZM25 57H24V59H25ZM71 57H73V58H71L72 59V62L73 61H77V60H74V58H76V57H74L73 55L71 56ZM77 57H78V55H77ZM82 57V56H81ZM80 57V58H81ZM12 58V57H11ZM16 58V57H15ZM79 58V59H80ZM85 58H86V56H85ZM115 58H117L116 56H115ZM181 58H182V56H181ZM196 58V57H195ZM205 58V57H204ZM204 58H203V60H204ZM213 58H214V56H213ZM17 59V58H16ZM38 59V58H37ZM61 59H63V58H61ZM68 59H69V57H68ZM98 59V58H97ZM101 59V58H100ZM131 61H132V63H134V56L133 57H131ZM193 59V58H192ZM209 59V58H208ZM201 60V58H200V60L203 62L202 64H206V62L205 61H207V63H208V65H209V63L210 62H215V59H213L212 61H211V59H212V57L210 58V62H209V60ZM218 59V58H217ZM5 60V59H4ZM59 60V59H58ZM80 60H82V59H80ZM155 60V59H154ZM197 60V59H196ZM195 60V61H196ZM61 61V60H60ZM65 61H66V59H65ZM98 61H99V59H98ZM101 61H102V59H101ZM103 61H105L104 59H103ZM150 61V60H149ZM160 61H162V60H160ZM200 61V62H201ZM224 61V60H223ZM62 62H63V60H62ZM67 62L69 63L70 62V60H68V61H66V64H67ZM70 63V64H67L68 66H69V69H70V71L72 72L73 71V69L72 68H74V64L73 63ZM89 62V63H88ZM88 62H87V64H86V66H84V72L83 73H85L86 74V72L88 73L89 72V70H90V68H92L91 66L92 65H90V64H93V62H95V61H93L92 62V60L90 61V60H88ZM92 62V63H91ZM136 62V61H135ZM154 62L155 61H153V64H151L152 62H150V64L152 65H150V69H154L155 71H156V69H157V72L159 71V70H161V76H162V74L163 75H165L166 76V74H165V72L163 73V71H165L164 69H163V71H162V67L159 69V60H158V62H157V60H156V62L157 63H155L154 64ZM199 62V61H198ZM205 62V63H204ZM220 62V61H219ZM19 63V62H18ZM27 63V62H26ZM61 63V62H60ZM76 63H78V62H76ZM132 63H130V64H132ZM161 63V62H160ZM42 64V63H41ZM100 64H101V62L99 61L98 62V68L99 67H104V65H102L101 64V66H100ZM201 64V65H202ZM215 64V63H214ZM18 65V64H17ZM17 65H16V67H17ZM22 65V64H21ZM24 65V64H23ZM96 65V64H95ZM204 65H202V66H204ZM207 64L204 66V67H202V68H204V71H205V68H208V69H206V74H208V72H209V70H210V72H212L211 70H214V69H209V67L210 66H208ZM11 66V65H10ZM15 66V65H14ZM56 66V65H55ZM61 66V67H60ZM59 66V68H62V65H60ZM75 66H76V64H75ZM137 66H139V65H137ZM211 66H213V67H216L215 69L216 70H219L220 68L218 67L219 65H211ZM16 67H13L12 69L14 70ZM19 67V69L17 68V70L15 69L14 71H18L19 70V73H21L20 71L21 70H23L22 69V67H20V66H18ZM85 67H86V69H85ZM96 67V66H95ZM110 67H111V65H110ZM149 67V66H148ZM10 68V67H9ZM58 68V69H59ZM97 68V69H98ZM132 68V67H131ZM135 68V67H134ZM201 68V69H202ZM68 69V70H69ZM72 69V70H71ZM96 69V70H97ZM111 69V68H110ZM109 69V70H110ZM13 70H11V71H13ZM24 70V71H25ZM40 70H42L41 68H40ZM75 70H76V67H75ZM74 70V71H75ZM95 70V69H94ZM100 70V69H99ZM103 70H104V68H103ZM113 69H111L110 71L111 72H113L112 71ZM140 70V69H139ZM145 70H143L144 72H145ZM149 70V69H148ZM208 70V71H207ZM10 71V72H11ZM25 71V72H26ZM203 71V72H204ZM9 72V71H8ZM94 72H96V71H94ZM146 72H148V71H146ZM150 72V71H149ZM148 72V73H149ZM154 72V71H153ZM202 72V73H203ZM18 73V72H17ZM22 73H23V71H22ZM38 73V72H37ZM36 73V74H37ZM70 73V72H69ZM159 73V72H158ZM16 74V73H15ZM27 74V73H26ZM36 74H35V76H36ZM89 74H90V72H89ZM197 74V73H196ZM30 75H28L29 77L26 79V80H24V81H22V83H24L23 85H26L27 87L25 88V89H22V90H19L16 94L14 93V97H13V99H11L12 100V102H15L16 103V108H14V109H9V114H12L13 112L12 111H15V112H17L16 110H18V109H21V110H23V109H25L27 106H29V101L31 100V99H33V98H35V99H37V103H38V105L39 106H41V105H43L44 104V101L45 100H50V98H48V96H50V95H48L47 94V96H46V94H44L45 93V91H47V89H43L42 87V84L41 83H39L38 85H31V83L29 84V82H32L31 80L32 79H34V78H30ZM50 75H52V74H50ZM69 75V74H68ZM68 75H67V77H68ZM82 75V74H81ZM91 75H92V73H91ZM110 75H111V73H110ZM147 75L148 74H144L143 73V76H142V78H141V80L143 79V80H145V78L147 79L148 77H147ZM154 75V74H153ZM157 75V74H156ZM223 75V74H222ZM82 76H84V75H82ZM150 76H152V75H150ZM228 76H230V75H228ZM227 76V77H228ZM257 76V75H256ZM258 76H259V73H258ZM261 76V75H260ZM50 77V76H49ZM66 77V76H65ZM118 77V76H117ZM125 76H123L122 78H124ZM129 77V76H128ZM144 77V78H143ZM153 77V76H152ZM158 77V76H157ZM163 77V76H162ZM222 77V76H221ZM226 76L224 75V78H225ZM16 78V77H15ZM31 80H30V79ZM51 78H52V76H51ZM83 78V77H82ZM84 78H88L87 76L85 77L84 76ZM109 78V77H108ZM113 78V77H112ZM111 78V79H112ZM119 78V77H118ZM164 78V77H163ZM258 78H260V77H258ZM125 79H126V77H125ZM128 79V78H127ZM151 79V78H150ZM160 79V78H159ZM165 79V78H164ZM223 79V78H222ZM30 80V81H29ZM65 80V79H64ZM141 80H139V82L141 81ZM143 80H142V83H143ZM149 80V79H148ZM152 80V79H151ZM225 80V79H224ZM254 80V79H253ZM252 80V81H253ZM66 81V80H65ZM112 81V80H111ZM120 81V80H119ZM133 81V80H132ZM159 81V80H158ZM256 81V80H255ZM263 81V80H262ZM117 82V81H116ZM130 81L128 80H124V81H122L121 82V85H124L123 87L122 86H118V85H120L119 83H118V85L116 86V87H114L113 86V88H111V87H109L110 88V91H108V92H111V91H113V89L114 88H120V90H122L124 93H126L127 92V94H128V91H129V93L130 92H132L131 90H133L132 89V86L134 87V85L132 84V82H131V85H130V83H129ZM137 80H136V85L135 86H137V84H139L140 85V83H139ZM145 82V81H144ZM150 82V81H149ZM204 82V81H203ZM203 82H201V83H203ZM62 83V82H61ZM91 83V82H90ZM112 83V82H111ZM110 83V84H111ZM153 83H154V81H153ZM166 82H164V84H165ZM180 83V82H179ZM208 83V82H207ZM224 83H227L228 84V82L227 81H225ZM64 84V83H63ZM96 84V83H95ZM157 84V86L159 85L160 86V84L159 83H156ZM181 84V83H180ZM200 84V83H199ZM204 84V83H203ZM202 84V85H203ZM19 85V84H18ZM45 85V84H44ZM48 85V84H47ZM65 86H66V84H64ZM106 85V84H105ZM138 85V86H139ZM154 85H155V83L154 84H151L150 86L148 85V86H146V88H149V89H151V90H153L154 91V89L153 88H155L154 87ZM163 85V84H162ZM205 85V84H204ZM215 85L216 84H214V87H215ZM226 85V84H225ZM63 86V85H62ZM73 86H75V85H73ZM96 86V85H95ZM94 86V87H95ZM111 86V85H110ZM141 86H142V84H141ZM141 86H139V87H141ZM168 86V85H167ZM201 86V85H200ZM199 85H198V88L200 87ZM213 86V85H212ZM212 86H210L211 88H213ZM227 86V85H226ZM15 87H19V86H15ZM15 87H13V88H15ZM21 87V86H20ZM19 87V88H20ZM45 87V86H44ZM106 87V86H105ZM138 87V88H139ZM151 87H153V88H151ZM170 87H172L171 85L168 87L169 88V90H168V92L171 90V88ZM174 87V86H173ZM205 87V86H204ZM261 87V86H260ZM65 88V87H64ZM76 88V87H75ZM142 88V87H141ZM200 88H202V86L200 87ZM73 89V88H72ZM136 89V88H135ZM140 89V88H139ZM145 89V88H144ZM148 89V90H149ZM161 89V88H160ZM173 89H175V88H173ZM102 90V89H101ZM106 90V89H105ZM109 90V89H108ZM115 90V89H114ZM120 90H118V91H120ZM137 90V89H136ZM156 90H157V87H156ZM176 90V89H175ZM197 90V89H196ZM204 90H207V89H204ZM117 91V90H116ZM116 91H114V92H116ZM117 91V92H118ZM122 91H120V92H122ZM177 91V90H176ZM178 91H182L181 89L180 90H178ZM177 91V92H178ZM185 93H181V92H179V94L181 93V94H186V91H187V89H184L183 90ZM203 91V89H201V91H200V94L202 95V92ZM89 92V91H88ZM106 92V91H105ZM136 92V91H135ZM155 92V91H154ZM188 92V91H187ZM193 92H195V93H197V91H194L193 90ZM198 92H199V90H198ZM209 92H210V90H209ZM226 92V91H225ZM145 93V92H144ZM149 93V92H148ZM151 93V92H150ZM174 92H172V94H173ZM117 94V93H116ZM141 94V93H140ZM146 94V93H145ZM151 94H153V93H151ZM160 94V93H159ZM165 94V93H164ZM178 94V93H177ZM178 94V95H179ZM190 94V93H189ZM199 94V96H201ZM204 94V93H203ZM241 94V93H240ZM42 95L44 96H46V98H45V96H44V99L42 98ZM85 96H83L82 95V97L81 96H79V101L77 100L76 102H78L77 103V105L79 104V106H77V108H75L77 111L75 112L74 110L72 111L69 107H66L65 105L63 106L62 104H61V102L59 103V104H61V105H59V107H58V110H56V111H58V114L60 115V117H61V122H62V125H60V129H61V131H63L64 130V132L65 133H63L65 136H69V137H71V138H75V140L77 139V142H76V144H78V148H76L75 146H72V147H63V146H61V147H57L56 148V146L54 147V146H52L51 144H49V143H44V145H43V147L41 146H36V144H34V145H32L31 147H32V149H33V151L35 152V153H33V156H30V155H28V153H27V149H29V148H27V145L25 144V142H24V139L23 138H19L20 136H18V138H16V140H15V143L13 144L12 143V145H15L16 147H18L17 149H19V150H17L18 152H21V155H20V153L17 155L18 156V159L17 160H12L13 158H8L7 156H6V158H5V156L3 157L2 156V154L3 153H1V150L3 149L1 146H0V164L2 163V162H4V163H6V165H7V167H5V168H3V169H10V166H13L14 168H13V170H11V171H9V172H7L6 173V171H5V173L8 175V173H10V172H12V174H13V171H15V170H17V168H18V166H17V164L19 163L20 164V160H22V159H19V157H21L22 158V156H24L23 158V160H27L28 162H27V164L28 163H30V162H33L36 158H35V156L37 157L38 155H37V153H41L43 156H45V157H47V159H49L50 160V162H51V164L52 163H64L66 160H76V158H78V157H80L81 155H82V153L84 154L85 152H84V149H86L84 146H86L87 144H89L90 145V147L92 146V144H90L91 142H93V140H94V138H92V137H94V135L92 136V137H90V134H91V132H90V126H89V122H88V120H86V121H84V122H86V125H85V123L83 124V125H85V127L84 126H81L80 125V121H81V117L83 116V119L86 117L87 118V116H88V112L84 109L85 108V106H83V104H85V103H87V102H89L90 100H91V102H90V104H92V97L90 96V92H89V94L88 95H86V94H84ZM121 95V94H120ZM123 95H126V94H123ZM153 95H155V94H153ZM160 95H162V94H160ZM166 95H167V93H166ZM165 95V96H166ZM190 95H193L194 97H195V95H194V93H192V94H190ZM122 96V95H121ZM164 96V97H165ZM168 96H170V95H167V97ZM179 96H181V95H179ZM199 96H196V97H199ZM131 97V96H130ZM184 97V96H183ZM188 97L190 98V96L188 95ZM202 97V96H201ZM200 97V98H201ZM238 97V96H237ZM236 97V98H237ZM241 97H243L242 95H241ZM56 98V96L54 97V99ZM95 98V97H94ZM99 98V97H98ZM128 98V97H127ZM166 98V97H165ZM171 98V97H170ZM181 98H182V96H181ZM203 98V97H202ZM239 98H240V96H239ZM238 98V99H239ZM58 99V98H57ZM88 99H90V100H88ZM162 99V98H161ZM241 99V98H240ZM52 100H53V98H52ZM51 100V101H52ZM67 100V99H66ZM94 100V99H93ZM99 100V99H98ZM129 101H128V103L127 104H130V106L129 105H126V106H128V110L129 111H131V110H133V112H134V115L136 114V116L137 117H135L136 118V120H137V118H138V116L141 114V110L142 109H144L145 108V110H146V107H148V103H146V105H144V106H146V107H142V105H141V107H138V106H140V104H136V103H134V102H132V99H128ZM170 100V99H169ZM184 100V99H183ZM262 100H264L263 98H256V97H245L244 98V100H242V101H244V104H242V106L245 108V106L246 107H255V108H259V109H261L262 108V111H263V106H262ZM61 101V100H60ZM154 101V100H153ZM162 101H163V99H162ZM182 101V100H181ZM156 102V101H155ZM178 102H179V108L180 107H182V102H180L179 100H178ZM185 102V101H184ZM49 103H50V101H49ZM55 103V102H54ZM57 103V102H56ZM65 103V102H64ZM99 103V102H98ZM134 103V104H133ZM185 103H187V102H185ZM189 103H190V101H189ZM231 103V102H230ZM35 104H36V102H35ZM135 104H136V106H135ZM157 104V103H156ZM156 104L154 105L155 107H156ZM176 104H178L177 103V100H176ZM175 104V105H176ZM229 104V103H228ZM232 104H233V102H232ZM264 104V103H263ZM54 105V104H53ZM95 105V104H94ZM125 105V104H124ZM138 105V106H137ZM158 105V104H157ZM222 105V104H221ZM229 105H231V104H229ZM228 105V106H229ZM235 105H236V103H235ZM234 105V106H235ZM43 106H45V105H43ZM43 106H41V107H43ZM87 106L89 107V103L87 104ZM97 106V105H96ZM151 106V105H150ZM220 106V105H219ZM228 106H223L224 107V109H223V107L221 106V108L220 109H223V112H224V114H223V112L221 113L222 115H225V117H227L226 116V114L225 113H227L228 112V114H229V112H231L230 111V109L228 108ZM46 107H47V105H46ZM75 107H76V105H75ZM174 107V106H173ZM177 107V105L175 106V108ZM239 107V106H238ZM3 108V107H2ZM1 108V109H2ZM92 108H93V106H92ZM96 108V107H95ZM174 108V109H175ZM231 108V107H230ZM234 108H236V107H234ZM234 108L233 109H231L232 110V112L234 111ZM8 109V108H7ZM74 109V108H73ZM152 109V108H151ZM173 108L170 106V107H166V110L164 111V110H162V112H161V115L164 113V115H160L161 117H159V119H161V118H163L164 119V116H167L170 120L169 121H172L173 122V120H175V119H173V112H175L176 110H177V112H179L178 111V109L176 108L175 110H172ZM182 109H183V107H182ZM214 109V108H213ZM219 109V108H218ZM240 109V108H239ZM246 109V108H245ZM244 109V110H245ZM254 109V108H253ZM4 110V109H3ZM236 110V109H235ZM242 110V109H241ZM240 110V111H241ZM92 112H93V110H91ZM147 111V110H146ZM148 111H149V109H148ZM152 111H154L155 113H157L155 110H152ZM151 111V112H152ZM239 111V110H238ZM237 111V112H238ZM247 111V110H246ZM255 111H258V110H255ZM261 111V113H264V111L262 112ZM7 112V111H6ZM87 112V113H86ZM128 112V111H127ZM142 112H144V111H142ZM259 112V111H258ZM248 113V112H247ZM252 113H253V111H252ZM26 114H27V111H26ZM91 114V113H90ZM96 114V113H95ZM153 114V112L151 113V115ZM175 114H176V112H175ZM220 114V115H221ZM231 114V113H230ZM230 114H229V116H230ZM232 114H234V112L232 113ZM239 114V116H242L243 114L240 112V113H238ZM23 115H25V113L23 114ZM98 115V114H97ZM121 115V114H120ZM177 115V114H176ZM205 115V114H204ZM27 116V115H26ZM25 116V117H26ZM91 116V115H90ZM95 116V115H94ZM100 116V115H99ZM141 116V115H140ZM157 116H158V114H157ZM232 116V115H231ZM56 117H59L57 114H56ZM126 117V116H125ZM152 117V116H151ZM150 117V118H151ZM238 117V116H237ZM237 117H236V119H237ZM244 117H245V115H244ZM89 118V117H88ZM100 118H101V116H100ZM147 118V117H146ZM156 117H153V118H151V120L153 121V119H155ZM185 118V117H184ZM204 118V117H203ZM202 118V119H203ZM232 118H234L233 116H232ZM238 118H240V117H238ZM26 119H27V117H26ZM181 119V118H180ZM205 119V118H204ZM215 119V118H214ZM242 119V118H241ZM241 119L239 120L238 119V125H239V127H240V125H243L242 124V122H241ZM101 120V119H100ZM119 120V119H118ZM126 120V119H125ZM142 120V119H141ZM150 120V119H149ZM217 120V119H216ZM235 120V119H234ZM234 120H233V122H234ZM138 121H140V120H137V123H138ZM148 121V120H147ZM146 121V122H147ZM156 121V120H155ZM178 121H179V119H178ZM177 121V122H178ZM181 121V120H180ZM186 121H188V120H186ZM201 121H203V120H201ZM201 121H198V122H200L199 124H198V122L196 123V124H198V125H206V127L208 126V124H210V122H212V121H210L209 123H208V121H206V123L205 124H202V123H204V121L201 123ZM218 121L219 120H217V122L214 120L213 122H215V123H212V124H210L211 125V129H214L213 127H218ZM243 121H244V118H243ZM110 122V121H109ZM114 122V121H113ZM168 122V121H167ZM176 122V121H175ZM173 123V124H176V123ZM182 122H183V120H182ZM223 122V121H222ZM221 122V123H222ZM235 122H237V120L235 121ZM92 123V122H91ZM107 123V122H106ZM105 122H104V125L106 124ZM121 123V122H120ZM153 123L155 124V122L153 121ZM152 123V124H153ZM169 123V122H168ZM171 123V122H170ZM180 123V122H179ZM184 123H185V121H184ZM208 123V124H207ZM217 123V124H216ZM247 123H248V120H247ZM250 123V122H249ZM249 123L248 124H245V125H249ZM260 123H261V120H260ZM259 122H258V125L260 124ZM98 124V123H97ZM102 124H103V122H102ZM101 124V125H102ZM149 124H150V121H149ZM196 124H194L195 126H196ZM91 125V124H90ZM134 126L132 127L133 129H135L134 127H136V125L137 124H133ZM163 125V124H162ZM177 125V124H176ZM185 125L187 126V124L185 123ZM189 125V124H188ZM224 125V124H223ZM229 125V124H228ZM238 125H237V127H238ZM254 125H255V123H253V125H251L250 124V128L251 127H253V128H257L256 126L257 125H255V127H254ZM262 125H264V121H263V123H261L260 125H259V127H261L262 128V130H263V126ZM25 126V125H24ZM103 126V125H102ZM107 126H108V124H107ZM106 126V127H107ZM112 126V125H111ZM110 125L108 126V128L109 129H111L110 127H111ZM119 126V125H118ZM138 126V125H137ZM148 126H151V125H148ZM178 126H179V124H178ZM184 126V125H183ZM193 126V125H192ZM213 126V127H212ZM121 127V126H120ZM140 127V126H139ZM199 126H197V128H198ZM209 127V126H208ZM226 127V126H225ZM225 127H224V130L226 131V129H225ZM236 127V128H237ZM258 127V128H259ZM57 128V127H56ZM55 128V129H56ZM94 128V127H93ZM99 128V127H98ZM115 128V127H114ZM117 128V127H116ZM115 128V129H116ZM126 128H127V126H126ZM138 127H136V129H137ZM148 128V127H147ZM163 128V127H162ZM166 128V127H165ZM183 128V127H182ZM197 128H196V130H197ZM200 128L202 129V127L200 126ZM205 128V127H204ZM241 128V127H240ZM249 128V127H248ZM246 126H245V128L244 129H248ZM250 128H249V130H250ZM257 128V129H258ZM260 128V129H261ZM53 129V128H52ZM60 129H57V130H60ZM149 129V128H148ZM164 129V128H163ZM192 129H193V127H192ZM217 129H220V126H219V128H217ZM223 129V128H222ZM228 129V128H227ZM233 129V128H232ZM238 129V128H237ZM241 129H243V128H241ZM255 129H253V131H252V133L254 132V130ZM51 130V129H50ZM125 130V129H124ZM147 130V129H146ZM165 130V129H164ZM189 130V129H188ZM214 130H216V129H214ZM110 131V130H109ZM126 131V130H125ZM134 131V130H133ZM140 131V130H139ZM149 132H150V130H148ZM157 131V130H156ZM206 131V130H205ZM240 131V130H239ZM238 131V132H239ZM251 131V130H250ZM256 132H257V130H255ZM8 132V131H7ZM55 132V131H54ZM128 132H130L131 133V131H129L128 130ZM137 132V131H136ZM144 132H146L145 130H144ZM159 132V131H158ZM162 132V131H161ZM216 132V131H215ZM217 132H219V130L217 131ZM236 132V131H235ZM255 132V133H256ZM259 132V131H258ZM57 133V132H56ZM125 133V132H124ZM123 133V134H124ZM147 134H148V132H146ZM145 133V134H146ZM220 133H222V132H220ZM219 133V134H220ZM223 133H226V132H224L223 131ZM240 133V132H239ZM243 133V132H242ZM12 134V133H11ZM53 134V133H52ZM133 134V133H132ZM131 134V135H132ZM136 133H134L133 135H135ZM144 134V133H143ZM218 134V135H219ZM238 134V133H237ZM263 134V133H262ZM7 135V134H6ZM17 135H19V134H17ZM63 135V136H64ZM126 135H129V133L128 134H126ZM230 135V134H229ZM228 135V136H229ZM242 135H244V136H246L247 134L245 133V134H242ZM261 135V134H260ZM64 136V137H65ZM97 136V135H96ZM130 136V135H129ZM136 136V135H135ZM134 136V137H135ZM156 136V135H155ZM217 136V135H216ZM220 136H222L223 137V135L221 134ZM227 136V137H228ZM241 136V135H240ZM8 137H10L9 136V134H8ZM22 137V136H21ZM140 137V136H139ZM145 137V136H144ZM222 137H220V140L223 142V140H225V142H226V139H223ZM15 138V137H14ZM66 138V137H65ZM96 138V137H95ZM152 138L153 139H155L153 136H152ZM197 138V137H196ZM203 138V137H202ZM2 139H3V137H2ZM9 139V138H8ZM68 139H70V138H68ZM68 139H65V140H67V142H68ZM145 139V138H144ZM152 139V140H153ZM213 139H214V137H213ZM217 139V138H216ZM223 139V140H222ZM230 139H231V137H230ZM233 139V138H232ZM234 139H235V137H234ZM237 139V138H236ZM250 139V138H249ZM253 139V138H252ZM13 140V141H14ZM149 140H150V138H149ZM204 140V139H203ZM219 140V141H220ZM245 140V139H244ZM248 140V139H247ZM2 141V140H1ZM35 141V140H34ZM110 142H111V140H109ZM198 141V140H197ZM201 141H202V139H201ZM242 141H243V139H242ZM251 141V140H250ZM7 142V141H6ZM36 142V141H35ZM38 142V141H37ZM47 142H49L48 140H47ZM176 142V141H175ZM174 142V143H175ZM257 142H259V141H257ZM261 142V141H260ZM1 143V142H0ZM52 143V142H51ZM98 143V142H97ZM151 143V142H150ZM159 143V142H158ZM157 143V144H158ZM241 143H245L246 144V142H241ZM33 144V143H32ZM86 144V145H85ZM140 144V143H139ZM144 144V143H143ZM147 144V143H146ZM252 144V143H251ZM259 144H261V146H263L262 144H263V142H261V143H259ZM30 145V144H29ZM70 145V144H69ZM88 145V146H89ZM101 145V144H100ZM138 145V144H137ZM142 145V144H141ZM154 143H151L149 146H147V147H151V148H154ZM250 145V144H249ZM3 146V145H2ZM14 146V148H16ZM60 146V145H59ZM104 146V148H102ZM139 146V145H138ZM160 147L159 148H161V146L162 145H159ZM31 147H30V149H31ZM102 147H97L98 149H96V147H93L92 148V156L93 157H96L97 159H99L100 161L99 162H101V161H103L105 164H103V165H109V163H108V158L107 159H105L104 157V154L105 153H103V151H105V152H109V153H111L112 154V160H111V163H110V165L112 164L117 170H119V172L121 173H119L120 175H122V174H124V171H125V169H124V165L120 162V160L118 159L119 157L121 158H124L123 156L124 155H121L119 152H116V151H111L108 147L106 148V146L103 144L102 145ZM141 147H143V146H141ZM169 147V146H168ZM204 146H201V148H203ZM250 147V146H249ZM2 148V149H1ZM89 148V147H88ZM95 148V149H94ZM145 148V147H144ZM150 148V149H151ZM165 148V147H164ZM197 148V147H196ZM205 148V147H204ZM203 148V149H204ZM208 148V147H207ZM263 148H264V146H263ZM263 148H262V150H263ZM90 149V148H89ZM146 149V148H145ZM151 153H152V150H155V149H152V150H150L149 148H147ZM16 150V149H15ZM131 150V149H130ZM140 150H143V149H141L140 148ZM139 150V151H140ZM205 150V149H204ZM32 151V150H31ZM30 151V152H31ZM32 151V152H33ZM100 151H102V152H100ZM163 151V150H162ZM166 150H164V152H165ZM206 151V150H205ZM259 151V150H258ZM257 151V152H258ZM264 151V150H263ZM3 152V151H2ZM14 152V151H13ZM137 152V151H136ZM154 152V151H153ZM160 152V151H159ZM178 152V151H177ZM246 152L248 153L247 155H249V153H252V158H253V154L256 152V149L254 148V147H251V148H249L248 150H246ZM145 153V152H144ZM155 153H156V151H155ZM182 153H183V151H182ZM194 154H195V152H193ZM200 153V152H199ZM237 153H239L240 154V152H237ZM259 153V152H258ZM258 153H256V155L258 154ZM146 154V153H145ZM177 154H179V153H177ZM204 154V153H203ZM244 155H246L245 153H243ZM10 155V154H9ZM13 155V154H12ZM20 155V156H19ZM133 155V154H132ZM148 155V154H147ZM151 155V154H150ZM156 155H159V154H157L156 153ZM179 155H181V154H179ZM196 155V154H195ZM194 155V156H195ZM237 155V154H236ZM241 155H242V153H241ZM259 155V154H258ZM29 156V157H28ZM192 156H193V154H192ZM3 157V158H2ZM12 157V156H11ZM33 157V158H32ZM163 157H166V156H164L163 155ZM197 157V156H196ZM228 157V156H227ZM243 157V156H242ZM248 157V156H247ZM256 157V156H255ZM259 158H260V155L258 156ZM15 158H17V157H15ZM27 158V159H26ZM43 158V157H42ZM102 158H104V159H102ZM125 158H126V156H125ZM129 158H131V161H133L132 163H134V162H137L139 165H141V167L140 168H136V169H134V171H132V173H129L130 175L128 176V177H126L125 179H124V181H123V183H122V185H121V187H119V189H117V192H119L120 191V193H121V190H122V192L124 191L125 192V189L127 190V188H125V189H123L124 187H128V186H126V185H130L131 186V188L132 189H130V190H132V191H134V193H137V194H141V195H143V196H145V194H147V196L149 195V197L151 196V197H159L160 196V194L161 193H163V194H165V196H167V198H169V199H175L176 201H178L179 202V204L181 205V206H183L184 207V209H186L188 212H187V214L189 213L190 215L189 216H192V218L195 220V222L197 223V224H199V225H203V226H212V227H216L218 230H220L221 232H226V233H231V234H235L236 236H238L240 239H241V237H244V234H245V232H248L249 230H252L253 232L254 231H256V230H253V229H256V228H258V229H260L259 230V232L260 231H264V168L261 166V165H257V167H256V165L255 166H251V163H249V162H246V161H240L239 162V164L236 166V169H233V170H231V171H229L228 169V171L227 170H225V169H222V168H220V167H213L214 168V170L212 171L213 173L211 174V171H210V173L209 172H207L206 173V171L204 172L202 169H200V167L197 165V167L194 165V167L195 168H197V169H200L199 171L198 170H196V169H192V171L190 172V174H194V177L192 178V180H191V182L189 183V182H187L186 181V176H183L184 177V179L182 178V180H180V179H178L176 176H172V181L170 182L169 180H168V183L170 182V185H166V184H164V183H160L157 179H156V175H157V178H159V176H158V174L160 173V170H159V172L157 171L156 173H155V171L156 170H154L153 171V169H150V170H152L153 172L151 173L150 172V170H149V168H151L149 165H145L147 162H145V164L141 161L142 159H144V156H143V158H142V156L140 157V156H137V155H133L132 157H129ZM142 158V159H141ZM167 159H168V157H166ZM172 158V157H171ZM222 158H224L223 156H222ZM244 158V157H243ZM249 158V157H248ZM251 158V159H252ZM257 158V157H256ZM82 159V158H81ZM127 159V158H126ZM154 159V157H152V160ZM186 159V158H185ZM225 159H227V158H225ZM19 160V161H18ZM23 160H22V164H24L25 162H23ZM38 159H36L34 162H35V165H32L33 167H35L36 168V161H37ZM48 160V161H49ZM71 160V161H72ZM90 160V159H89ZM92 160V159H91ZM130 160V159H129ZM157 160H159V159H157ZM166 160V159H165ZM245 160H246V158H245ZM248 160V159H247ZM258 159H256V161H257ZM145 161H146V159H145ZM156 161V160H155ZM155 161H153V162H155ZM161 161V160H160ZM175 161V160H174ZM189 160H187L186 162H188ZM254 161H255V158H254ZM33 162V163H34ZM162 162V161H161ZM176 162V161H175ZM174 162V163H175ZM184 162V161H183ZM182 162V163H183ZM192 162H193V160L191 161V164H192ZM41 163H45V162H41ZM48 163V162H47ZM69 163V162H68ZM148 163H149V161H148ZM169 163V162H168ZM190 163V162H189ZM222 163V162H221ZM31 164V163H30ZM38 164V163H37ZM97 164V163H96ZM150 164V163H149ZM163 164L165 165V163L163 162ZM200 164V163H199ZM223 164V163H222ZM221 164V165H222ZM229 164V163H228ZM231 164V163H230ZM24 165H26V164H24ZM29 165V164H28ZM46 165V164H45ZM44 164L42 165V166H45ZM52 165H54V164H52ZM102 165V164H101ZM134 165H136L135 163H134ZM167 165V164H166ZM201 165V164H200ZM30 166V165H29ZM31 166V167H32ZM71 166V165H70ZM79 166V165H78ZM82 166H84V165H82ZM99 166V165H98ZM149 166V168H147ZM188 166H190V164L188 165ZM205 166V165H204ZM222 166H227L226 164L225 165H222ZM230 166V165H229ZM228 166V167H229ZM31 167H29V168H31ZM45 167H47V166H45ZM69 167V166H68ZM86 167H89V166H87L86 165ZM171 167V166H170ZM12 168V167H11ZM38 168V169H37ZM35 170L33 169V171H34V173H30V175H29V177H31V178H29V181L26 179H24V178H26V173H25V175H23V176H19V177H17V178H15V180L17 181V182H15V183H12L11 184V182H10V178H8L9 180L8 181H6L5 179L7 178H5L4 180L3 179H1L0 178V236L2 235V236H4L3 235V231H5L4 230V226H2L3 224H5L6 222L7 223H9L10 224V222H12V221H10V222H8V220H10V219H6V218H12L11 216H8V213L10 212V211H13L14 212V210L13 209H15V206H18V205H20L21 207H22V205H24L25 204V201H27V197L29 196V193L30 192H32L33 191V200H32V206L30 207V211L29 212H31V213H29L30 215H31V218H30V220H28L29 221V225L27 226V225H25V226H27L28 228H27V230H26V232L20 237V239L19 240H16L15 242H13L14 240H12V241H10V243L11 242H13L12 244H10L9 245V243H8V246H6L3 250H1V248H0V264H40V263H42L43 261H41V258H42V256H43V254H42V252L44 251L45 252V254L46 255H44L43 257H45L46 256V258H47V256H51V254H52V250H55V246L56 245H59V244H62V245H65L64 243H65V237H64V230H61L60 228L58 229V227L56 226L57 224L55 223V220L57 219V218H59V217H61V215L60 216H58V213L60 212L59 210L60 209H62L61 211H63V209H66L67 211H68V213H71V210L72 209H74V207H77L78 209H79V206H80V204L79 203H77V202H81L84 198L86 199V197H89V196H91V197H96V198H94V199H97L98 197H99V194H97L98 192V190H95V188L96 187H100L99 185H98V183L96 184V179H97V181H98V172H96L95 174H94V176L96 175V174H98L97 176H95V177H97V178H95V177H93V176H91L90 175V177L92 178H94V180H93V178L91 179V178H89L90 180H93L92 182H95V184H93V183H91V184H93V186L94 185H97V186H95V188L94 189H91V190H86V187L87 186H82V185H80V184H83V182L85 181H81V179L79 180V178H78V176L80 177L82 174H80L79 173V171H75V173L74 172H71L70 174H67V171L66 170H64L65 169V167H63V169L61 168V166H60V168H59V171H61V170H64V171H66L65 173L66 174H64L63 173V176H61V177H59L58 175H59V173H57L58 175V177L56 176V183H53V184H55L54 186L55 187H49V186H51V185H53V184H50L51 182H52V180H53V178H51V182H49V186L47 187V184H45L46 186H45V188H44V190H43V188H42V190L43 191H41V189H38L39 188V186H38V184H36L37 185V188L34 186V181H33V179H34V177H37V178H42L43 176H44V173L46 174V173H48V171H46V169L45 168H39V167H37ZM71 168V167H70ZM74 168V167H73ZM105 168V167H104ZM111 168H112V166H111ZM235 168V167H234ZM108 169H109V166H108ZM157 170L158 169H160V168H156ZM167 169V168H166ZM21 170H22V167H21ZM67 170H68V168H67ZM165 170V169H164ZM174 170V169H173ZM28 171V170H27ZM167 171V170H166ZM24 172V171H23ZM29 172V171H28ZM56 171H54L53 173H55ZM57 172H58V170H57ZM62 172V171H61ZM69 172V171H68ZM87 172H89V171H87ZM230 173L228 176V178L227 179H229L230 178V180L228 181L227 179L225 180V178L227 177V175H226V177L224 176L226 173ZM73 173V174H72ZM82 173V172H81ZM162 173V172H161ZM5 174V175H6ZM126 174V173H125ZM124 174V175H125ZM182 174H184V173H182ZM0 175H1V173H0ZM10 175L11 174H9L8 176L10 177ZM55 175H56V173H55ZM61 175V174H60ZM92 175H93V173H92ZM185 175V174H184ZM14 176V175H13ZM46 176V175H45ZM44 176V177H45ZM51 176H53L54 177V174H52ZM99 176H102L101 174L99 175ZM119 176V175H118ZM32 177H33V179H32ZM122 177V176H121ZM46 178V177H45ZM87 178V177H86ZM104 178V177H103ZM108 178V177H107ZM109 178H111V177H109ZM123 178V177H122ZM164 178V177H163ZM188 178V177H187ZM22 179V180H21ZM89 179H87L85 182H87ZM197 180V181H194V180ZM207 179H209L208 181H210L209 183L213 186V188H214V185L215 186H218V192L216 193H214L213 191L214 190H212V186L211 185H209V183L207 182ZM211 179V180H210ZM13 180H14V178H13ZM21 180V181H20ZM55 180H53V182L55 181ZM74 180H79V182H75L77 185L79 184L81 187H83V188H77V186H76V188L75 187H73V184L72 183H74ZM89 180V181H90ZM122 180V179H121ZM121 180H120V182H121ZM19 181V182H18ZM102 181H103V179H102ZM163 181V180H162ZM194 183H193V182ZM44 183V182H43ZM46 183H48L47 181H46ZM88 183V182H87ZM103 183V182H102ZM76 184H74V185H76ZM83 185H85V184H83ZM88 185L90 186V184L88 183ZM101 185V184H100ZM42 186H44V185H42ZM104 186V185H103ZM246 186H248V190H249V187H250V189H252V191H256L257 193H258V195H257V197H253V201L252 200H249V198H247L243 193H242V191L244 192V188L246 187ZM47 187V188H46ZM79 187V186H78ZM102 187V186H101ZM35 188V189H34ZM55 188V189H54ZM85 188V189H84ZM88 188H92L91 186L90 187H88ZM198 188H200V191L197 193L196 191H197V189ZM243 188V189H242ZM129 189V188H128ZM241 189H242V191H241ZM88 191V192H87ZM128 191V190H127ZM132 191H131V193H128V194H132ZM251 191V190H250ZM116 192V193H117ZM129 192V191H128ZM181 192H183V193H185L184 195H183V193H181ZM119 193V194H120ZM127 193V192H126ZM133 193V194H134ZM251 193V192H250ZM256 193V194H257ZM105 194V193H104ZM114 194H115V191H113V193L110 195V193H109V195L111 196V197H109L108 195H107V197L108 198H113V196H114ZM118 194V193H117ZM124 194V193H123ZM186 194H188V197H185V195ZM253 194H255V193H253ZM102 196V195H101ZM187 196V195H186ZM105 197H106V195H105ZM106 197V198H107ZM139 197V196H138ZM29 198V197H28ZM102 198V197H101ZM132 198V197H131ZM160 198V197H159ZM84 199V200H85ZM104 199V198H103ZM83 200V201H84ZM156 200H158V199H156ZM29 201V200H28ZM113 203V202H112ZM221 203H224V205L223 204H221ZM82 204V203H81ZM104 204V203H103ZM66 205H67V207H66ZM84 205V204H83ZM89 205V204H88ZM97 205V204H96ZM100 205V204H99ZM21 207H19L20 209H21ZM182 209V208H181ZM74 210H76V208L74 209ZM241 211V213H242V215H243V217L241 218L239 215L240 214H238V213H236V211ZM66 211V212H67ZM15 212H18V211H15ZM15 212H14V214H15ZM17 214V213H16ZM29 214H27L26 216H28V217H25V223L24 224H26V220L30 217V215ZM76 214V213H75ZM13 215V214H12ZM8 216V217H7ZM70 216V215H69ZM68 216V217H69ZM67 217V216H66ZM6 220V222H5V220ZM52 219V222H50V220ZM60 219V218H59ZM4 220V221H3ZM23 220V219H22ZM21 220V221H22ZM3 222H5V223H3ZM58 222V221H57ZM109 222V221H108ZM6 223V224H7ZM83 223V222H82ZM20 224V223H19ZM65 225V224H64ZM70 225V224H69ZM6 226H9V229H8V227H7V229H6V231L8 232L9 230H11L12 229V227L10 228V226L11 225H6ZM5 226V227H6ZM22 226H24L23 225V223H22ZM25 226H24V230L23 231H25ZM68 225H66V227H67ZM65 227V226H64ZM131 227H133V225H131ZM130 227V228H131ZM138 227V226H137ZM68 228V230L69 231H71L72 229H71V227L70 226H68L67 227ZM21 230L23 229V228H20ZM64 229V228H63ZM66 229V228H65ZM124 229V226H121V232L120 233H122L123 230ZM132 229V228H131ZM20 230V231H21ZM73 230H74V228H73ZM77 230V229H76ZM75 230V231H76ZM125 230H126V227H125ZM6 231H5V233H6ZM19 232V231H18ZM130 232V231H129ZM256 232H258V231H256ZM4 233V234H5ZM11 233V232H10ZM21 233H22V231H21ZM70 234V233H69ZM128 234V233H127ZM207 234V233H206ZM230 234V235H231ZM248 234H250V232L248 233ZM248 234H245L246 235V238H247V236H248ZM253 234H255V233H253ZM258 234H262V232H260V233H257V235ZM1 236V237H2ZM7 236H10L9 234L7 235ZM70 236H71V234H70ZM69 236V237H70ZM72 236H74V235H72ZM235 236V237H236ZM241 236V237H240ZM250 236V235H249ZM0 237V238H1ZM5 237V236H4ZM4 237H2V238H4ZM15 237V236H14ZM79 237V236H78ZM100 237H102V236H100ZM115 237V236H114ZM114 237L112 238V239H114ZM119 237V236H118ZM142 237V236H141ZM16 238V237H15ZM72 238V237H71ZM75 238V237H74ZM12 239H14V238H12ZM109 239H111V238H109ZM108 239V240H109ZM136 239V238H135ZM144 236H143V240L142 241H144ZM192 239V238H191ZM200 238H198V240H199ZM4 240V239H3ZM7 240V239H6ZM73 240V239H72ZM242 240V239H241ZM5 241V240H4ZM69 241V240H68ZM106 241H107V239H106ZM100 242V241H99ZM113 242V241H112ZM112 242H111V244H112ZM187 242V240L185 239V241L183 242V243H186ZM188 242H190V240H189V238H188ZM262 242H264V241H262ZM2 242H0V245L2 246V244H1ZM5 243V242H4ZM68 243V242H67ZM66 243V244H67ZM70 243V242H69ZM68 243V244H69ZM73 243V242H72ZM193 243H194V241H193ZM199 243H200V241H199ZM71 244V243H70ZM139 244V243H138ZM141 244H143V243H141ZM201 244V243H200ZM43 245H45L44 247H43ZM103 245V244H102ZM110 245V244H109ZM125 245V244H124ZM264 245V243H262L260 246H261V248L262 247H264L263 246ZM4 246V245H3ZM74 246V245H73ZM104 246V245H103ZM102 246V247H103ZM143 247H144V249H145V245H142ZM155 246V245H154ZM139 247V246H138ZM141 247V246H140ZM258 247V246H257ZM57 248V247H56ZM155 248V247H154ZM241 249V248H240ZM264 249V248H263ZM68 250V249H67ZM66 250V251H67ZM73 250V249H72ZM139 250V249H138ZM184 248H180V252H181V255L183 254V252H184ZM116 251V250H115ZM156 250H154V252H155ZM240 251V250H239ZM64 252V251H63ZM78 252V251H77ZM80 252V251H79ZM87 252V251H86ZM95 252V251H94ZM101 252H102V250H101ZM104 252V253H103ZM102 253H100L99 252V254H101V255H99V254H96V253H93V252H91V253H93L92 254V256H88V257H91L90 259H88L85 263L86 264H106V261L108 262V256L105 254V251H103ZM107 252V251H106ZM132 252V251H131ZM154 252H153V254H154ZM76 253V252H75ZM82 253V252H81ZM85 253V252H84ZM84 253H82V254H84ZM158 253V252H157ZM64 254H65V252H64ZM80 254V253H79ZM241 254H244V253H241ZM85 255V254H84ZM88 255V253L86 254V256ZM55 256V255H54ZM57 256V255H56ZM133 256L135 257V258H138L139 256H140V250L138 251V252H135V253H133ZM37 257H39V259L37 258ZM52 257V256H51ZM155 257V256H154ZM60 258H61V256H60ZM65 258H67V257H65ZM64 258V259H65ZM82 258V257H81ZM80 258V259H81ZM36 259H38V260H36ZM53 259V258H52ZM114 259V258H113ZM112 259V260H113ZM139 259V258H138ZM241 259V258H240ZM49 260L50 259H47L46 260V263H44V264H52L51 262H49ZM112 260H110L111 262H110V264H115L114 263V261H112ZM115 260V259H114ZM119 260V259H118ZM117 260V261H118ZM154 260V259H153ZM170 260L171 259H169V261H167L168 263L170 262ZM65 261V260H64ZM175 261V260H174ZM113 262V263H112ZM166 262V263H167ZM150 263V262H149ZM167 263V264H168ZM117 264V263H116ZM164 264H165V262H164ZM170 264V263H169ZM171 264H174V262L173 263H171Z\"/></svg>",
	"mask_w": 264,
	"mask_h": 264
}]
</instances>
